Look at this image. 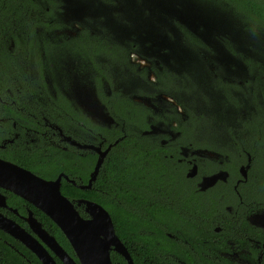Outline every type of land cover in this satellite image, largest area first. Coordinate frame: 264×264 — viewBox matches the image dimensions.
Returning <instances> with one entry per match:
<instances>
[{
    "label": "trees",
    "instance_id": "16d2710c",
    "mask_svg": "<svg viewBox=\"0 0 264 264\" xmlns=\"http://www.w3.org/2000/svg\"><path fill=\"white\" fill-rule=\"evenodd\" d=\"M191 1L207 10L218 4L223 10L222 14L229 19L225 27L232 37L235 34L240 36L241 44L239 42L235 47L236 52L228 51L231 56L214 50H208L207 54L205 47H201L198 39L186 27L175 25L182 34L181 46L174 51L170 47L163 50L167 62H160V72L153 70L157 81L150 84L146 80V70L135 72L127 69L130 49L134 48L135 52L149 58L142 51V41H147L149 37L147 32L140 31L141 19H138V14L137 17L129 13L123 15L135 23L136 31L129 33L121 24L124 22L121 16L110 13V0H70L71 8L79 9L76 6L78 4L82 8L77 17L68 13L70 9L63 0H0V42L13 39L14 49L21 45L31 49L36 29L52 33L70 29L73 22L81 25L77 36L57 43L47 42L44 57L37 47H33V52H30L35 66L46 70V74L51 77L53 72L57 82L61 78L66 84L69 75L84 77L98 87L102 80L109 85L115 84L117 80L132 81L138 89H142L141 94H165L182 109V113L171 110V115L164 112V116L169 119L165 124L175 123L174 129L181 133L175 144L170 146V151L148 138L141 141L127 131L128 137L112 147L92 189L83 191L62 183L61 193L68 199H88L106 209L112 218L116 235L123 242L128 243L134 237L149 239L150 235L154 237L156 234L161 240L163 231L174 233L179 226L193 229L199 219L210 218L206 213L208 203L201 197L199 215L197 217L195 214L197 219L193 218L196 198L182 191L184 177L176 172L177 167L179 171L182 170L176 162L179 146L228 156V160L223 159V166L216 161L200 158L197 163L202 173H211L217 167L231 172L239 161L246 159L247 154L253 158V166L257 169L252 171L256 173L264 167V0ZM93 9L97 11L93 12ZM149 47L154 46L147 41L145 48ZM65 56L70 58L71 65L75 67L72 74L63 71L58 63ZM43 58L46 60L43 61ZM52 60L57 62L53 69L50 67ZM41 73L39 80L43 85ZM99 94L100 102L107 108L104 110L110 115L123 117L129 113L134 115L135 124L138 119L141 120L139 111L126 101L125 105L117 95L111 96L115 100L110 102L101 91ZM113 103V106L109 105ZM119 134L114 130L106 132L111 143ZM171 153L176 157H167ZM93 164L90 161L85 164V170H79L85 173L82 176L84 181ZM64 171L75 175L77 170L71 168ZM54 177L52 175L49 178ZM261 178L264 179V175ZM173 187H177L180 194L176 191L173 193ZM11 198L25 203L35 216L44 221L45 227L51 224L53 233H57L61 241L66 243L64 246L67 251L73 254L60 231L43 213L17 196L11 195ZM79 211L82 214V210ZM3 240L11 245L5 244ZM151 241L146 242L148 245H125L134 264H163L157 254L164 251L181 256L179 250H182L183 245H150ZM133 246L136 251L131 249ZM201 251L205 250L201 248ZM189 257L192 258V255L189 254ZM111 260L113 263L125 264L114 253L111 254ZM0 264L40 263L33 254L0 231Z\"/></svg>",
    "mask_w": 264,
    "mask_h": 264
},
{
    "label": "flooded vegetation",
    "instance_id": "af4514ba",
    "mask_svg": "<svg viewBox=\"0 0 264 264\" xmlns=\"http://www.w3.org/2000/svg\"><path fill=\"white\" fill-rule=\"evenodd\" d=\"M64 30L68 29L59 31ZM40 31V29H36V38L33 40L32 48L37 47L42 57L46 53L45 45L61 42L78 34L67 38L62 37L57 41L50 40L46 44L45 42L41 43L38 38ZM14 47L13 39L0 42V60H2L0 62V160L29 170L44 180H55L63 174L67 179L62 176L61 186L65 182L77 187L86 185L89 181L99 155L95 149L103 152L109 145L114 146L120 140L128 137L127 131L141 141L148 138L164 149L168 148L169 151L171 150L170 146L174 145L181 136V133L174 129L175 123L165 124V121L169 120L166 118L169 111L179 108L175 100L167 99L169 98L167 95H143L141 94L142 89H138L132 81L117 80L115 84L109 85L108 82L102 80L101 86L98 87L94 82L86 81L84 77L77 75L70 77L69 75V82L66 84L61 78L57 82V76L54 78L53 72L51 77L46 74V70L38 69L35 66L33 54L31 56L30 53L33 52L32 48L30 49L27 45L26 48L23 45L18 49H14ZM132 55L138 58L134 62L131 61L130 56ZM42 60L46 59L43 58ZM145 60L149 61V58L135 52L132 48L128 54L127 69L135 72L146 70L147 82L155 84L157 75L153 70L156 69L160 72L161 69H158L155 64L144 68L136 66L139 61ZM56 63L55 60H52L50 67L56 68ZM58 63L63 71L72 74L71 71L75 67L71 65L68 56L59 59ZM81 69L84 70L85 66ZM39 73L43 76V85L39 80ZM74 86H77L78 89L76 90ZM99 91L105 95L104 98H109L110 102L113 101L112 99L115 100V98L111 99V96L117 95L125 105L124 101L131 104L136 111H139L141 120L138 119L135 124L132 114L128 113L119 117L110 115L108 111L105 112L113 120L109 126L101 124L103 122L98 118L94 120L90 118L81 108L78 99L92 98L99 106H103L107 110L106 106L100 102ZM115 103L109 105L113 106ZM164 112H166L165 116ZM176 112L179 113L177 110ZM112 130L120 133L113 143L109 142V137L106 136V132H112ZM85 145L93 146L95 149L83 148ZM113 146H111L104 161ZM176 154L178 156L176 162L182 169L179 171L177 167L176 172L184 177L182 191L196 198L195 205H193V218H195V214L197 217L199 215L200 197L208 203L209 207L207 206L206 213L210 215V218L199 219L198 225L194 226L193 229L189 226H179L174 233L163 231L164 239L162 238V241L157 238L156 234V237L150 235L151 238L149 239L134 237L128 243L121 240L123 245H148L146 242L151 239L153 241L150 242V245H183L182 250H179L181 256L167 251L158 253L157 255L162 259L163 264H167V262L171 264H264V179L261 178L264 175V167L256 173L252 171L257 169L253 166L255 164L253 158L247 154L246 159L239 161L235 165L236 169L231 172L217 167L211 173H202L197 163L200 158L204 157L216 161L223 166V159L228 160V156L213 151L194 150L190 146H179ZM167 157L176 156L171 153ZM90 161L94 162L93 168L88 173L87 180L84 181L82 176L85 173L81 171L86 169L85 164H89ZM193 167L196 168L195 172H192ZM71 168L81 171H76L75 175L64 171ZM241 168L245 169L243 170L245 177L242 175ZM34 170L39 173H35ZM99 171L95 180L92 181L91 187L84 190L92 189L93 183L99 176ZM52 175L55 177L49 178ZM215 175H220V178L212 186L202 190L203 179ZM259 176L260 178H258ZM71 180L76 185L71 183ZM173 191L180 194L177 187H173ZM178 193L176 194L180 197ZM11 195L16 197L10 191L0 188V196L2 197L0 198V216L11 220L25 230L35 241L46 248L56 264L58 262L62 264L54 252L46 246L44 240L30 227L27 218L31 213L42 230L78 263L74 252L72 254V252L67 251L64 246L66 243L61 241L56 232L53 233L51 224L45 227L42 219L35 216V213L25 203L11 198ZM19 199L21 198L19 197ZM80 199L84 198L72 199L71 201L76 203ZM75 207L80 216L84 219L88 218L82 205L77 206L75 204ZM79 210H82V214ZM51 223L60 231L52 221ZM205 223H207L206 226H204ZM60 234L67 241L61 231ZM12 239L33 254L19 240ZM3 241L5 244L11 245L7 241ZM67 243L71 248L68 241ZM201 248L205 251H201ZM131 249L136 251L134 246ZM112 253L117 254L111 251L110 257ZM189 254L192 255V258L189 257ZM129 255L133 261L130 252ZM122 259L127 264L126 260ZM147 260L152 262L151 259Z\"/></svg>",
    "mask_w": 264,
    "mask_h": 264
},
{
    "label": "water",
    "instance_id": "95a60500",
    "mask_svg": "<svg viewBox=\"0 0 264 264\" xmlns=\"http://www.w3.org/2000/svg\"><path fill=\"white\" fill-rule=\"evenodd\" d=\"M193 4L196 6L195 3ZM78 100L83 111L93 120L98 118L103 122L101 124L107 126L113 123L104 107L99 106L94 99L80 98ZM111 146L113 145H109L103 152L93 146H83V148L95 149L99 155L88 183L77 186L79 189L84 190L91 187V183L95 180ZM243 170L245 169L241 168L242 175L245 177ZM195 171L196 168L193 167L192 172ZM62 176L67 179L65 175L61 174L55 180H44L29 170L0 160V188L10 191L44 213L69 242L78 263L42 230L40 224L29 213L27 221L30 227L44 240L46 246L54 252L62 264H119L111 261V251L124 258L127 264H134L126 246L115 233L112 218L108 211L94 201L80 199L74 203L65 197L60 191ZM218 178L220 175L204 178L201 189L204 190L206 187L212 186ZM71 183L76 185L72 180ZM0 198L2 197L0 196ZM75 204L77 206L82 205L88 218L84 219L80 216ZM0 231L24 244L41 264H56L44 246L35 241L25 230L3 216H0Z\"/></svg>",
    "mask_w": 264,
    "mask_h": 264
},
{
    "label": "rangeland",
    "instance_id": "374dc122",
    "mask_svg": "<svg viewBox=\"0 0 264 264\" xmlns=\"http://www.w3.org/2000/svg\"><path fill=\"white\" fill-rule=\"evenodd\" d=\"M63 1L67 8L70 9L68 13L77 17V14L82 10L79 6V4L82 5V2L80 1L79 4L76 5L79 8L77 9L70 7V0ZM110 1L112 2V4L108 6L110 13L119 14V17L121 16L120 19L124 21L121 22V24L129 33L135 32L136 26L135 23L130 22V20L127 17H123V15L129 13L137 17L138 14V19H141L139 25L140 31L147 32L149 37L147 41L153 43V48H145L147 41H142V51L149 57V61H139V63H137L138 65H136L137 67H151L155 64L158 66V69L162 70L160 62H167L165 60V54H162L163 50H167V47H170V50L174 51L181 46L183 38L178 28H176L177 26L186 27L189 32L198 39L201 47H205V53H207L208 50H214L221 52L222 55L231 56V53L228 51L236 52L234 50L235 47L239 42L241 44L240 36L235 34L232 37L228 32V28L225 27L229 19L225 14H222L223 10L218 4L210 6L211 10H207L203 6L200 7L201 5L197 3H195V6L193 4L194 2L191 0ZM105 10L108 9L105 8ZM92 11L96 12L97 9H93ZM108 14L109 12L106 13V15ZM131 23L134 26H132ZM70 25V29L64 31H54L47 34L40 31L38 32V38L41 43H47L50 40L57 41L62 37L67 38L69 36H75L81 29V25L78 24V22H73ZM130 57L132 62L138 59L134 55ZM211 63L212 62H210V64ZM73 85H75L74 82ZM74 87L76 90L78 89L77 86ZM167 99L172 101L169 98ZM176 110L182 113L180 107ZM168 114L171 115L170 111Z\"/></svg>",
    "mask_w": 264,
    "mask_h": 264
}]
</instances>
